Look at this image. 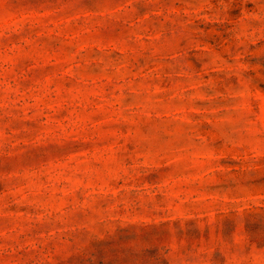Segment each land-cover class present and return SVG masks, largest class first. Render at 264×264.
I'll use <instances>...</instances> for the list:
<instances>
[{
	"label": "rangeland",
	"instance_id": "1",
	"mask_svg": "<svg viewBox=\"0 0 264 264\" xmlns=\"http://www.w3.org/2000/svg\"><path fill=\"white\" fill-rule=\"evenodd\" d=\"M0 264H264V0H0Z\"/></svg>",
	"mask_w": 264,
	"mask_h": 264
}]
</instances>
